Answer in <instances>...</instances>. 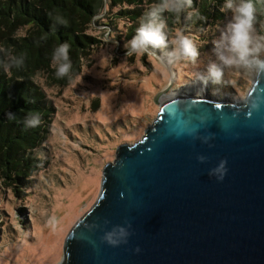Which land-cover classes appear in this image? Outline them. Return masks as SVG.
I'll return each instance as SVG.
<instances>
[{"label":"water","instance_id":"1","mask_svg":"<svg viewBox=\"0 0 264 264\" xmlns=\"http://www.w3.org/2000/svg\"><path fill=\"white\" fill-rule=\"evenodd\" d=\"M171 85L172 76L140 140L103 167L59 264H264V76L232 104L162 100ZM204 136L208 143L194 138ZM220 160L227 172L217 181L208 173ZM115 226L130 235L113 247L102 237Z\"/></svg>","mask_w":264,"mask_h":264},{"label":"rangeland","instance_id":"2","mask_svg":"<svg viewBox=\"0 0 264 264\" xmlns=\"http://www.w3.org/2000/svg\"><path fill=\"white\" fill-rule=\"evenodd\" d=\"M215 7L220 12V7ZM220 14L219 19L202 25L210 26L206 33L200 24L185 29L199 47L196 63L181 61L168 68L147 53L126 55L129 21L108 28L114 17L106 13V26L92 25L89 33L100 44L81 75L62 92L49 93L55 114L51 139L43 146L46 168L32 177V187L20 196L0 182V264L62 261L70 229L99 194L103 167L113 160L119 146L138 142L156 118L159 106L154 104L155 95L168 85L171 76L172 85L162 100L178 97L184 87L202 86L194 73L214 59L211 41L219 36L217 26L222 28L229 15ZM185 23L183 18L174 21L169 27L170 38ZM102 29H111V33ZM257 30L264 31V26ZM206 40L209 42L204 44ZM254 79L229 73L223 83H209L204 89L208 95L201 98L242 102ZM52 217L55 225L50 223Z\"/></svg>","mask_w":264,"mask_h":264},{"label":"trees","instance_id":"3","mask_svg":"<svg viewBox=\"0 0 264 264\" xmlns=\"http://www.w3.org/2000/svg\"><path fill=\"white\" fill-rule=\"evenodd\" d=\"M154 2L157 0H0V60L9 53L25 54L21 68L7 72L0 67V182L13 194L20 196L30 189L32 177L46 168L43 146L51 139L55 114L49 93L62 92L81 75L100 44L89 33L92 25L106 26L103 25V20L108 18L105 14L112 13L114 20H109L108 28L130 22L128 41L135 34L139 18ZM223 2L193 0V7L199 8L207 20L219 19L222 14L215 5L219 8ZM257 8L258 28L264 26V6L258 4ZM57 14L67 19L66 26L55 22ZM163 15L172 27L176 20L169 13ZM97 16L100 18L93 20ZM65 41L71 46L72 68L69 75L58 79L51 53ZM29 110L42 115V123L36 128H25L22 124ZM9 111L16 114L17 120L7 119Z\"/></svg>","mask_w":264,"mask_h":264},{"label":"clouds","instance_id":"4","mask_svg":"<svg viewBox=\"0 0 264 264\" xmlns=\"http://www.w3.org/2000/svg\"><path fill=\"white\" fill-rule=\"evenodd\" d=\"M216 0H209L214 4ZM264 6V0H224L220 12L228 13L226 23L222 28L217 26L219 36L213 39L214 59L210 60L203 70L194 73V79L202 87L209 83L216 86L224 82L227 74H239L251 80L254 77L264 76V31H258L257 5ZM169 13L179 22L181 18L186 22L184 26L175 29L174 36L170 38V29L167 18L163 15ZM51 16L52 13H49ZM100 17H93V20ZM55 22L67 25L68 21L62 15L54 16ZM207 17L199 8L193 7V0H157L139 18V25L135 34L126 42V55L147 53L163 68H168L181 61L196 63L200 56L199 47L191 35L185 34V29L192 25L200 24L202 32H208L209 27H203ZM106 34L111 29H102ZM43 38V37H42ZM209 41H203L207 44ZM70 44L61 42L56 45L51 53V62L55 68L56 78H64L69 75L72 61L69 57ZM159 50V51H157ZM25 54L9 53L4 60H0V67L7 72L13 68H21L24 64ZM32 102V101H30ZM6 117L10 121L17 120L15 113L9 111ZM42 123V115L39 111L29 110L22 119L25 128H36ZM191 134V133H190ZM202 143H208L211 137H194ZM204 156H197L201 163ZM227 161L219 163L209 170V176H214L217 181H222L227 172ZM56 218L52 217L50 223L55 225ZM129 231L122 226H115L104 233L102 240L110 246H118L127 243ZM139 251V249H136Z\"/></svg>","mask_w":264,"mask_h":264},{"label":"bare ground","instance_id":"5","mask_svg":"<svg viewBox=\"0 0 264 264\" xmlns=\"http://www.w3.org/2000/svg\"><path fill=\"white\" fill-rule=\"evenodd\" d=\"M182 89H184L183 91H185V92H180L182 95H191V96H196V97H204L205 95H208L204 91L205 87H202V86L184 87Z\"/></svg>","mask_w":264,"mask_h":264}]
</instances>
